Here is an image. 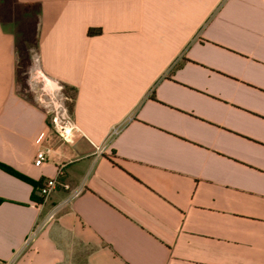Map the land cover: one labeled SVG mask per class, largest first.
<instances>
[{
	"label": "crops",
	"instance_id": "0c3cea01",
	"mask_svg": "<svg viewBox=\"0 0 264 264\" xmlns=\"http://www.w3.org/2000/svg\"><path fill=\"white\" fill-rule=\"evenodd\" d=\"M22 45L75 89L68 140ZM0 164L56 180L0 169V264H264V0H0Z\"/></svg>",
	"mask_w": 264,
	"mask_h": 264
},
{
	"label": "rangeland",
	"instance_id": "374dc122",
	"mask_svg": "<svg viewBox=\"0 0 264 264\" xmlns=\"http://www.w3.org/2000/svg\"><path fill=\"white\" fill-rule=\"evenodd\" d=\"M7 28L12 29V25H7ZM31 43L33 42L31 41ZM27 55L31 59V63L28 65L26 61L25 64H20L19 67V90L21 93L31 101L37 100L35 102L41 104V106L47 103L55 108L62 105L70 116L69 108L72 103L73 91L46 78L39 72L36 48L33 45L28 47Z\"/></svg>",
	"mask_w": 264,
	"mask_h": 264
},
{
	"label": "built area",
	"instance_id": "2783aa9c",
	"mask_svg": "<svg viewBox=\"0 0 264 264\" xmlns=\"http://www.w3.org/2000/svg\"><path fill=\"white\" fill-rule=\"evenodd\" d=\"M50 124L64 140H68L73 130L78 131V128L75 126L74 122L62 105H59L52 110ZM49 151V148L38 150L33 158V164L37 167L41 166L45 162ZM55 188L56 180L54 178L42 180L36 189V195L39 198H42V202H44L55 190ZM50 217H52V215Z\"/></svg>",
	"mask_w": 264,
	"mask_h": 264
},
{
	"label": "trees",
	"instance_id": "16d2710c",
	"mask_svg": "<svg viewBox=\"0 0 264 264\" xmlns=\"http://www.w3.org/2000/svg\"><path fill=\"white\" fill-rule=\"evenodd\" d=\"M31 4H23L22 7L25 9L24 11H26V8L30 7ZM100 32L99 29H88L87 31V34L88 35H95V34H98ZM21 35H22V39L23 41H26V37L28 36V31L26 28H23L21 31H20ZM25 44V43H23ZM27 52H28V47L25 46V45H22L21 47L18 46L17 47V57H16V63H15V71H16V84H17V88L19 89V84H20V77H19V67H20V64H25V62L27 61L28 65L31 63V59L28 58L27 56ZM64 88H67V89H70L71 91H73V97H72V103L70 104V114L72 113V109H73V102H74V98H75V89L74 88H70L66 85H62ZM153 97V92L151 93V98ZM29 99V98H27ZM0 169L3 170L4 172L20 179V180H23V181H26V182H29L33 188H34V192L33 194L31 195V198L33 199L34 202L36 203H42V198H39L37 195H36V189L37 187L40 185V182L38 184H33L32 182H30L27 178H25L24 176L20 175L19 173L15 172L14 170L6 167V166H3L0 164Z\"/></svg>",
	"mask_w": 264,
	"mask_h": 264
}]
</instances>
